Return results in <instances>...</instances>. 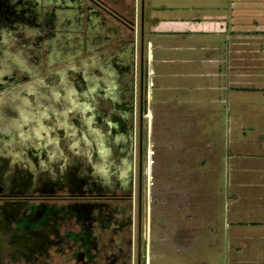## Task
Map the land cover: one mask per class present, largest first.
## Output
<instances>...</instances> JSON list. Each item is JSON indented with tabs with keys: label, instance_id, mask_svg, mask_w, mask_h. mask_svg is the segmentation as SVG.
I'll use <instances>...</instances> for the list:
<instances>
[{
	"label": "flooded vegetation",
	"instance_id": "flooded-vegetation-1",
	"mask_svg": "<svg viewBox=\"0 0 264 264\" xmlns=\"http://www.w3.org/2000/svg\"><path fill=\"white\" fill-rule=\"evenodd\" d=\"M145 48L137 0H0V264H146Z\"/></svg>",
	"mask_w": 264,
	"mask_h": 264
},
{
	"label": "rangeland",
	"instance_id": "rangeland-1",
	"mask_svg": "<svg viewBox=\"0 0 264 264\" xmlns=\"http://www.w3.org/2000/svg\"><path fill=\"white\" fill-rule=\"evenodd\" d=\"M164 1L151 0L157 7L150 10L149 0H144V16L150 12L156 22L168 21L163 25L167 29H174L169 22L175 18L187 20L185 11L171 13ZM220 3L224 9L215 18L207 15V23L220 24V36L202 39L188 35L181 39L167 34L163 41L152 38L155 44L166 47L157 53L162 63L156 69L149 63L144 70L145 97L150 103L143 123L146 185L151 203L154 197L158 200L156 206L151 204L150 215H170L172 219L161 216V232L154 227V218L145 229V240L151 242L146 264H264V174H254L250 193L255 201L252 197L235 201L237 192L222 159L227 154L224 147L239 134L231 131L233 121H250L255 130L264 128V107L254 104L260 94L236 90L264 86V79L236 76L240 66L264 72V37L227 38L231 26L263 30L264 0ZM201 43L215 46L209 64L202 60L211 52L196 46ZM237 49L241 55L234 54ZM206 71L220 72L221 76L204 77ZM249 136L260 144L257 133ZM244 207L255 212H242ZM174 224L177 240L170 243L165 231L175 230Z\"/></svg>",
	"mask_w": 264,
	"mask_h": 264
},
{
	"label": "crops",
	"instance_id": "crops-1",
	"mask_svg": "<svg viewBox=\"0 0 264 264\" xmlns=\"http://www.w3.org/2000/svg\"><path fill=\"white\" fill-rule=\"evenodd\" d=\"M148 9H152L154 6L151 0H149ZM164 6L170 9L171 13H178L181 14L185 11L187 15V20H180L175 18L173 21L169 23L172 25L174 29H167L164 28V24L168 23V21L160 20L156 22V18L150 15V12H147L146 16H144V0H137V14H139V22L142 28V37L143 42L145 45V53H146V66H149V63L155 67V69L162 63V60L158 59L157 53L162 51L164 48L162 44H155L152 42V38H161L162 41L165 40V36L170 35L171 37H175L176 35L181 37V39L187 37L188 35L192 38H204L210 36H220L222 33V28L220 24L214 23L210 24L207 23V15H211L215 18L220 10H223L222 3L220 0H172L171 2L164 1ZM168 4V5H166ZM215 13V14H214ZM215 15V16H214ZM222 15V14H221ZM211 16H209L211 18ZM244 31L242 34L241 32ZM228 39H241L242 37H248L252 39H256L257 37H264V28L262 31L257 30H245L243 28L236 29V26L231 28L229 27L228 30ZM188 36V37H189ZM180 39V38H178ZM246 40H248L246 38ZM57 42V40H56ZM56 44V43H55ZM235 45V43L232 42ZM232 44H230L232 46ZM256 44V42H254ZM197 47H205L207 50H210V54L207 56L208 58H204L202 61L206 63H211V56H214L216 51L213 49L215 46H212L208 43L206 46L202 43L196 44ZM212 46V47H211ZM261 46V45H260ZM264 52V45H262ZM52 57L53 59H57L61 50L59 43L53 45L52 48ZM173 49V48H172ZM262 49V48H261ZM261 51V50H260ZM234 54L241 55V50H233ZM236 61H242V58H235ZM230 62V60H229ZM252 67V66H251ZM198 69V68H197ZM236 76L242 79H264V72L258 73L253 72L251 69H244L243 67L237 68ZM160 76V74H159ZM219 77L221 76L220 72H204V77ZM209 88V87H206ZM210 89H212L210 87ZM250 90L253 92H257L260 96L256 99L254 104L258 108L264 107V86L258 87H236V90ZM161 104V102H160ZM241 106L244 104L241 103ZM252 122V121H251ZM233 129L231 130L233 134L239 132L237 137H233L228 145L224 147L227 149V154L223 156V163L227 166L228 172L230 174V181L233 185L234 191L237 192L238 199L235 201H247L251 198L252 193H250L253 179H255L256 173L264 174V128H258L255 130V124L250 125V121H233ZM241 129V132L239 131ZM259 132V133H258ZM251 134H258L261 137L259 140V145L257 144V140L255 138H251L249 136ZM251 138V139H250ZM256 148L259 152L256 153ZM261 166L260 171H258V167ZM246 197V198H245ZM255 201L256 198L252 197ZM246 201V203H247ZM242 212L247 214H252L255 211L253 209H246ZM238 211V210H237ZM240 212V211H239Z\"/></svg>",
	"mask_w": 264,
	"mask_h": 264
}]
</instances>
